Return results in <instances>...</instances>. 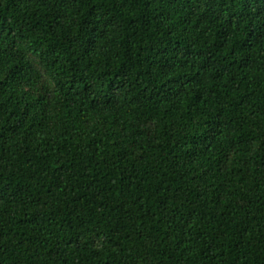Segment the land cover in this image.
Returning a JSON list of instances; mask_svg holds the SVG:
<instances>
[{"label":"trees","instance_id":"trees-1","mask_svg":"<svg viewBox=\"0 0 264 264\" xmlns=\"http://www.w3.org/2000/svg\"><path fill=\"white\" fill-rule=\"evenodd\" d=\"M0 264H264V0H0Z\"/></svg>","mask_w":264,"mask_h":264}]
</instances>
